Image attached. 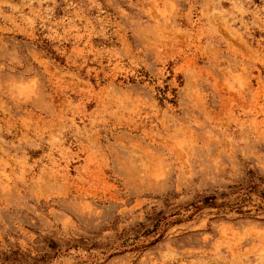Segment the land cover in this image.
<instances>
[{
  "label": "rangeland",
  "instance_id": "obj_1",
  "mask_svg": "<svg viewBox=\"0 0 264 264\" xmlns=\"http://www.w3.org/2000/svg\"><path fill=\"white\" fill-rule=\"evenodd\" d=\"M0 264H264V0H0Z\"/></svg>",
  "mask_w": 264,
  "mask_h": 264
},
{
  "label": "trees",
  "instance_id": "obj_2",
  "mask_svg": "<svg viewBox=\"0 0 264 264\" xmlns=\"http://www.w3.org/2000/svg\"><path fill=\"white\" fill-rule=\"evenodd\" d=\"M234 193H231V196L233 195ZM238 195H241V192L239 191L238 193H237ZM246 197V196H245ZM244 201V199L243 198H241L240 200H239V202H243ZM203 204H208V203H210V204H212V205H215V198L214 197H207V198H204V200H203V202H202ZM237 211H241L240 210V208H238V210Z\"/></svg>",
  "mask_w": 264,
  "mask_h": 264
}]
</instances>
